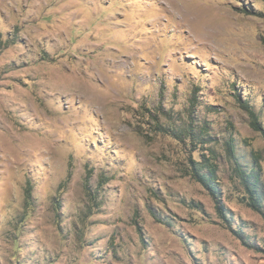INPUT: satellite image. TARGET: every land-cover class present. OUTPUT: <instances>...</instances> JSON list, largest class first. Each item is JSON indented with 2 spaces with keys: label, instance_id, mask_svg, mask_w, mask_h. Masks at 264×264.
I'll list each match as a JSON object with an SVG mask.
<instances>
[{
  "label": "rangeland",
  "instance_id": "rangeland-1",
  "mask_svg": "<svg viewBox=\"0 0 264 264\" xmlns=\"http://www.w3.org/2000/svg\"><path fill=\"white\" fill-rule=\"evenodd\" d=\"M0 264H264V0H0Z\"/></svg>",
  "mask_w": 264,
  "mask_h": 264
},
{
  "label": "trees",
  "instance_id": "trees-1",
  "mask_svg": "<svg viewBox=\"0 0 264 264\" xmlns=\"http://www.w3.org/2000/svg\"><path fill=\"white\" fill-rule=\"evenodd\" d=\"M192 176H193L196 180H198V181H200V182H202V183H205V180H204L203 175H201V173H199L198 171H192Z\"/></svg>",
  "mask_w": 264,
  "mask_h": 264
}]
</instances>
